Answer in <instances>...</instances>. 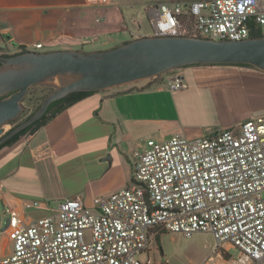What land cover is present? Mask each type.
<instances>
[{"label":"built area","instance_id":"built-area-1","mask_svg":"<svg viewBox=\"0 0 264 264\" xmlns=\"http://www.w3.org/2000/svg\"><path fill=\"white\" fill-rule=\"evenodd\" d=\"M145 13L157 36L239 40L250 37V25L264 26V0L151 2ZM168 73L170 91L187 88L175 69ZM37 207L49 211L24 213ZM22 208H2L11 251L0 264H155L140 255L160 231L206 232L214 249H237L236 264H264V114L213 135L147 138L134 152L130 184L91 205L75 197L56 207L25 201Z\"/></svg>","mask_w":264,"mask_h":264},{"label":"crops","instance_id":"crops-1","mask_svg":"<svg viewBox=\"0 0 264 264\" xmlns=\"http://www.w3.org/2000/svg\"><path fill=\"white\" fill-rule=\"evenodd\" d=\"M174 1L0 0V49L11 53V48L16 52L23 45L33 50L35 43L47 49L40 51L110 48L131 39V23L148 3ZM177 72L187 88L170 91L169 75L162 74L140 86L93 91L1 148L2 208L23 212L25 201L52 206L75 197L91 205L93 197L129 184L134 152L144 148L147 138L213 135L264 109V72L256 68L191 65ZM48 211L37 207L24 213L36 218ZM3 225L0 256L11 251Z\"/></svg>","mask_w":264,"mask_h":264},{"label":"water","instance_id":"water-1","mask_svg":"<svg viewBox=\"0 0 264 264\" xmlns=\"http://www.w3.org/2000/svg\"><path fill=\"white\" fill-rule=\"evenodd\" d=\"M191 65H249L264 72V35L239 40L146 35L106 49L0 53V145L38 120L50 103L72 92L100 91ZM33 86L53 91L28 117L4 131L3 125L24 112ZM260 114L264 109L255 113Z\"/></svg>","mask_w":264,"mask_h":264},{"label":"rangeland","instance_id":"rangeland-1","mask_svg":"<svg viewBox=\"0 0 264 264\" xmlns=\"http://www.w3.org/2000/svg\"><path fill=\"white\" fill-rule=\"evenodd\" d=\"M191 23L192 20L190 19L188 25H191ZM130 28L131 34L133 36L152 35V29L147 21L146 13L143 11H138V15L131 23ZM261 29L264 33V26H262ZM34 49L35 48H33V50ZM11 50V53L15 52L12 48ZM38 50L40 51L47 49H37V51ZM79 50H92V47L83 46L80 47ZM8 51L9 50L4 48L0 49L1 54H9ZM181 69L182 68H178L175 69V71H180ZM163 75L167 77L169 73L166 72ZM145 81L146 84H148L147 79H144L123 85H129V87L140 86ZM30 90L31 91L28 92L27 97L32 95L33 100L28 101L26 97L24 101V112H22L15 121L3 125L4 131L9 130L15 124L24 120L26 116L34 110L35 105L39 102V98L50 92L51 87L33 86L30 88ZM57 205L58 203L54 202L52 204V207H56ZM1 223L2 205L0 204V225ZM155 235H159L158 240H156ZM155 235L152 234L150 236V244L148 246V250L140 255L141 259L149 257L152 261H154L155 264H236L234 260L239 256L237 249L231 248L227 244L219 245L217 249H214V239L211 234L206 232H195L189 237H185L180 233L169 231H160Z\"/></svg>","mask_w":264,"mask_h":264},{"label":"trees","instance_id":"trees-1","mask_svg":"<svg viewBox=\"0 0 264 264\" xmlns=\"http://www.w3.org/2000/svg\"><path fill=\"white\" fill-rule=\"evenodd\" d=\"M250 27H251V29H250L251 30L250 31V37H261V36L264 35V33L262 32L261 27H259V26L258 27H254L253 25H250ZM141 36H146V35L132 36L131 39H134L136 37H141ZM24 51H28V49L25 46L20 45L18 47V51L17 52H14V53H20V52H24ZM14 53H9V54L8 53H2V54L5 55V56H9V55H12ZM244 66H249V65H244ZM160 77H157V78H160ZM29 91H31V90L29 89ZM52 91H53V88H51L50 92H48L47 94H45V95H43V96H41L39 98V102L35 105L34 110L39 106V104L41 103V101L43 100V98L45 96H47L49 93H51ZM91 93L92 92H89V91L72 92V93L66 95L65 97H63L61 99H58V100L53 101L52 103L49 104L46 112L38 120H36L34 123H32L31 125L27 126L26 128L22 129L21 131H19L18 133H16L13 137H11L9 140H7L5 143H3L2 145H0V149L3 148V147H5V146L12 145L20 137H22V136H24L26 134L33 133L39 127H41L42 125L46 124L48 121H50L51 119H53L58 113L62 112L69 105H71V104H73V103L81 100L82 98L86 97L87 95H89ZM27 100L28 101L33 100L32 95L28 96L27 97ZM33 111H31L30 114ZM26 117H28V115ZM155 238H156V240H158L159 235H155Z\"/></svg>","mask_w":264,"mask_h":264}]
</instances>
